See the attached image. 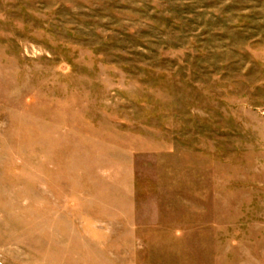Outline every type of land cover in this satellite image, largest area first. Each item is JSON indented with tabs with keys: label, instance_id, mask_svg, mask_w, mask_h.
<instances>
[{
	"label": "rangeland",
	"instance_id": "obj_1",
	"mask_svg": "<svg viewBox=\"0 0 264 264\" xmlns=\"http://www.w3.org/2000/svg\"><path fill=\"white\" fill-rule=\"evenodd\" d=\"M0 264H264V0H0Z\"/></svg>",
	"mask_w": 264,
	"mask_h": 264
}]
</instances>
